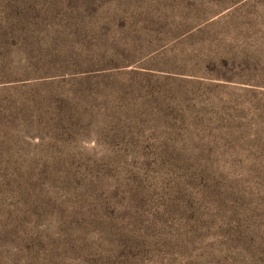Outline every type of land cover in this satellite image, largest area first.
Masks as SVG:
<instances>
[{
  "label": "rangeland",
  "instance_id": "obj_1",
  "mask_svg": "<svg viewBox=\"0 0 264 264\" xmlns=\"http://www.w3.org/2000/svg\"><path fill=\"white\" fill-rule=\"evenodd\" d=\"M0 264H264V0H0Z\"/></svg>",
  "mask_w": 264,
  "mask_h": 264
}]
</instances>
